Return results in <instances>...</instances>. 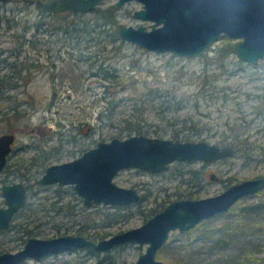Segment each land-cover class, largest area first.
<instances>
[{
  "label": "rangeland",
  "instance_id": "374dc122",
  "mask_svg": "<svg viewBox=\"0 0 264 264\" xmlns=\"http://www.w3.org/2000/svg\"><path fill=\"white\" fill-rule=\"evenodd\" d=\"M116 1L104 0L99 10L103 13ZM141 6L131 0L116 8L115 20L92 17L89 24L97 27L78 41L48 22L39 26L40 19L52 18L41 16L35 2L0 3V78L5 75L0 134L16 132L8 164L0 172V207L5 205L2 183L23 181L28 186L13 228L0 232V253L23 247L25 228L43 238L77 234L79 227L110 237L141 226L150 218L146 214L151 206L167 204L185 187L212 195L235 181L264 174V57L257 63L239 58L235 39L224 34L197 56L115 38L121 21L150 26L151 21L133 15ZM101 62L116 66L124 81H109L100 71ZM104 109L109 111L102 117ZM141 116L143 133L173 137L181 129L182 138L191 133L190 139L235 141L237 151L212 162L176 160L158 173L122 169L117 183L134 186L142 197L129 206L119 204V216L110 212L119 205L83 203L72 184L34 183L47 165L72 159L100 139L126 136L127 124ZM258 200H264V188L190 233L173 230L157 258L168 264H264L250 257H264V212L240 211V205ZM146 247L122 244L108 252L78 248L22 264H135Z\"/></svg>",
  "mask_w": 264,
  "mask_h": 264
},
{
  "label": "water",
  "instance_id": "95a60500",
  "mask_svg": "<svg viewBox=\"0 0 264 264\" xmlns=\"http://www.w3.org/2000/svg\"><path fill=\"white\" fill-rule=\"evenodd\" d=\"M9 2L13 0H0ZM104 0H34L40 12L99 11ZM131 0H117L115 8ZM141 8L133 11L135 17L151 21L145 24L116 26L119 35L151 50L172 51L178 55L197 56L208 51L220 35L233 37L234 52L247 62L257 63L264 57V0H138ZM15 131L0 134V172L6 167ZM237 151V143L210 142L204 138L184 139L143 132L100 139L80 155L45 167L34 180L45 184H72L82 196L83 203L129 205L141 199L134 186L117 183L115 176L124 168H142L158 173L170 169L173 161L194 159L212 162ZM212 177H216L212 174ZM5 205L0 207V231L8 229L15 213L27 197L23 181L1 184ZM264 188V175L247 177L229 184L221 192L199 197L175 198L163 206L141 226L120 231L110 237L95 240L82 234L56 237H29L24 246L0 253V264H22L28 259H41L57 252L78 248H92L108 252L122 244L137 243L142 248L135 264H168L157 258V252L169 241L173 230L188 232L199 223L217 214L226 213L243 197L256 195ZM242 212L264 210V200L240 205Z\"/></svg>",
  "mask_w": 264,
  "mask_h": 264
},
{
  "label": "trees",
  "instance_id": "16d2710c",
  "mask_svg": "<svg viewBox=\"0 0 264 264\" xmlns=\"http://www.w3.org/2000/svg\"><path fill=\"white\" fill-rule=\"evenodd\" d=\"M27 1L34 2V0H27ZM115 12H116V8L114 7V5H111L108 8H106L103 13H102V10H99V12H96V13H90V12L87 13V12H79V11L78 12L67 11V12H56V13H53V12L45 11V12H41V16H46V15L49 14L52 19H49L48 21L40 19V21H39L40 25L39 26H42L46 22H48L50 24V28H52V29H58V28L61 29L62 28L65 32H67V34L70 37L76 38L79 41V40H81V38L89 36V34H92V32H94L95 28L97 27L96 24L95 25H90L89 24L90 23V19L92 17H95L96 20H98L99 17H102L101 19H104V21H110V20L114 19ZM70 15H72V16H70ZM54 18L56 19V21L54 20ZM98 22L99 21H97V23ZM101 23L102 22H99L98 25H100ZM114 37L115 38H120V35L118 34L117 31H114ZM99 67H100V71L102 73H105L104 75L109 81L111 80V82H112L114 77H116V80H115L116 82H123L124 81V79H125L124 74H122L121 72H118L116 70V68H117L116 66H114L112 64L109 65V64H106L104 62H101V65ZM4 80H5V75L0 78V85H3V81ZM107 111H109V110L104 109V111L100 113L101 114L100 116L103 117V114L105 112H107ZM142 112H143V110H142ZM138 114H140V113H138ZM141 118H142V116L136 118V120H131L127 124L128 125L127 127L129 129L127 134H131V133H133V131H135V133L144 131V125L141 123ZM185 119L186 118H184V120ZM181 132H182L181 129H179V130L175 129L174 132H173V134H174L173 137L174 138L180 137V135L182 134ZM183 134L185 135L184 139H190L191 133H183ZM199 196H201V195H200V193L197 190L191 189L189 187L188 188L185 187L182 190H179L177 192V197L176 198L199 197ZM165 201H161L160 203L156 204L155 206L154 205L151 206L149 208V212L146 214V219L148 217H151V215H154L155 213L161 211L160 209H162V207H160V206L166 205V204H164ZM130 204L131 203H129V205ZM129 205H126V206H129ZM96 206H101V204H97ZM120 206L121 205L116 206L115 210L110 211L111 214L114 215V216H119V214H120L119 207ZM262 212H264V210H260V211H258L256 213H252V212L245 213V212L241 211V214L242 215H248V214H258V213H262ZM199 224H202V223H199ZM9 227L13 228L11 225ZM24 230H25L24 232H25L27 238L32 236L31 233H30L31 232L30 229L25 228ZM188 232L189 233L192 232V229L190 231H188ZM76 233L77 234L86 235L87 237L89 236V237H91V238H93L95 240L96 239L99 240L100 238H105L107 236V233L103 232L101 230H99L98 232L95 231L93 233H89V232H86L85 229L82 228V227H79L77 229ZM250 257L254 258V259H257L260 262L262 261L261 263H264V257H260V258L256 257V256H250Z\"/></svg>",
  "mask_w": 264,
  "mask_h": 264
},
{
  "label": "flooded vegetation",
  "instance_id": "af4514ba",
  "mask_svg": "<svg viewBox=\"0 0 264 264\" xmlns=\"http://www.w3.org/2000/svg\"><path fill=\"white\" fill-rule=\"evenodd\" d=\"M16 139V138H15ZM15 141V140H14ZM230 142V141H229ZM15 143V142H14ZM14 143H13V145H14ZM237 143V142H236ZM10 156V155H9ZM9 159V158H8ZM8 164V163H7ZM261 175H264V174H261ZM39 185V184H38ZM46 185V184H45ZM41 186V185H40ZM26 187L28 188V186H27V184H26ZM141 197H142V195H141ZM25 201V200H24ZM23 204V203H22ZM95 205V204H94ZM22 206V205H21ZM16 214V213H15ZM11 225V224H10ZM4 230H6V229H4ZM1 232V231H0Z\"/></svg>",
  "mask_w": 264,
  "mask_h": 264
}]
</instances>
